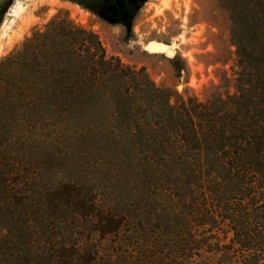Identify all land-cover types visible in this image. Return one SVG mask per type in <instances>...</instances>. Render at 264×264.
I'll use <instances>...</instances> for the list:
<instances>
[{
    "label": "trees",
    "instance_id": "obj_1",
    "mask_svg": "<svg viewBox=\"0 0 264 264\" xmlns=\"http://www.w3.org/2000/svg\"><path fill=\"white\" fill-rule=\"evenodd\" d=\"M233 4L235 92L205 101L107 58L67 16L0 60V107L58 115L60 138L96 147L114 188H19L0 142V264H158L184 243L202 264L216 239L230 240L225 264H264V0Z\"/></svg>",
    "mask_w": 264,
    "mask_h": 264
},
{
    "label": "rangeland",
    "instance_id": "obj_2",
    "mask_svg": "<svg viewBox=\"0 0 264 264\" xmlns=\"http://www.w3.org/2000/svg\"><path fill=\"white\" fill-rule=\"evenodd\" d=\"M234 6L233 0H147L134 28H126L93 16L74 0H9L0 12V60L17 49L34 27L44 29L54 16H67L99 37L107 58L144 67L157 86L205 101L218 86L235 92ZM16 8H21L18 15ZM151 40L154 45L169 44L168 48H175L174 55L157 47L145 51ZM6 105L0 107L6 109L0 111V142L9 149L17 187L43 189L58 179L81 176L107 194L113 192L107 160H101L94 146L60 138L59 126L54 125L58 115ZM230 246L229 239H216L207 249L219 252L205 253L202 264L227 263L224 251ZM163 247L168 249L158 264H191L189 249L182 251L189 247L186 243Z\"/></svg>",
    "mask_w": 264,
    "mask_h": 264
},
{
    "label": "flooded vegetation",
    "instance_id": "obj_3",
    "mask_svg": "<svg viewBox=\"0 0 264 264\" xmlns=\"http://www.w3.org/2000/svg\"><path fill=\"white\" fill-rule=\"evenodd\" d=\"M108 23L134 28L147 0H74Z\"/></svg>",
    "mask_w": 264,
    "mask_h": 264
},
{
    "label": "bare ground",
    "instance_id": "obj_4",
    "mask_svg": "<svg viewBox=\"0 0 264 264\" xmlns=\"http://www.w3.org/2000/svg\"><path fill=\"white\" fill-rule=\"evenodd\" d=\"M14 5V4H13ZM21 6V5H19ZM17 7V6H16ZM21 8H16L14 9L15 14L18 15V13L20 12ZM24 10V9H23ZM11 18V17H10ZM155 41L151 40L147 43L146 45V51H153L155 49V47H157V49H159L161 52L167 53L169 56H173L174 55V50L175 48H168L170 45L168 44L167 46L163 45V44H167L165 42H157V44H153ZM172 47V46H171ZM159 50H156L159 52ZM155 52V51H154Z\"/></svg>",
    "mask_w": 264,
    "mask_h": 264
},
{
    "label": "water",
    "instance_id": "obj_5",
    "mask_svg": "<svg viewBox=\"0 0 264 264\" xmlns=\"http://www.w3.org/2000/svg\"><path fill=\"white\" fill-rule=\"evenodd\" d=\"M9 0H0V12L5 8ZM167 46L168 44H163ZM144 49V48H143ZM145 50V49H144ZM146 51V50H145Z\"/></svg>",
    "mask_w": 264,
    "mask_h": 264
}]
</instances>
